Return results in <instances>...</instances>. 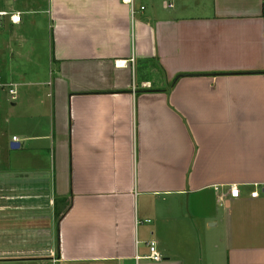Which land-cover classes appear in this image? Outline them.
Wrapping results in <instances>:
<instances>
[{"label": "crops", "instance_id": "crops-1", "mask_svg": "<svg viewBox=\"0 0 264 264\" xmlns=\"http://www.w3.org/2000/svg\"><path fill=\"white\" fill-rule=\"evenodd\" d=\"M38 8L0 7V60L46 59L51 100L0 170V264H264V0Z\"/></svg>", "mask_w": 264, "mask_h": 264}, {"label": "rangeland", "instance_id": "rangeland-1", "mask_svg": "<svg viewBox=\"0 0 264 264\" xmlns=\"http://www.w3.org/2000/svg\"><path fill=\"white\" fill-rule=\"evenodd\" d=\"M9 2L10 0H0V7L3 6L5 8L22 10L27 0H15V3L12 5V7H10ZM48 3L49 0H39L40 8L37 10H40V12L34 16L35 19L41 22L44 26L48 24L49 17L48 14L45 11L42 12V10L48 8ZM28 32L31 35L32 30H28ZM2 56L5 55L3 54ZM37 62L39 63L37 64ZM10 72H25L22 74L24 75L22 76L23 79L22 77L19 79L21 80L20 82H25H23L22 85L14 87L17 90V99L15 101L12 99L11 94L8 91L9 88H2L0 86V170H5L7 168L10 170L11 163L13 165L15 164L16 166V161L27 159V157H25L26 154L23 153V149L27 147V142L25 140L22 141L21 148L18 149H12L11 143H7L8 141H12V137L15 134L20 135L21 130L33 133V125L35 124V126H37L36 120L39 122V133L46 131L49 126V117L47 116L49 114V104L51 100L47 93L49 92L50 88L46 86H37L36 84L32 87L29 84L33 82V80L35 81L37 79L49 80L48 61L46 59L32 61L17 59L9 60L5 57L4 59L0 60V78L1 75L5 76ZM4 76V81L8 80L7 77ZM14 80L15 82H18V79ZM14 103L17 105L14 106ZM1 178L2 175H0V179ZM7 219H13L15 221L14 218ZM3 264H22V262L17 260H9Z\"/></svg>", "mask_w": 264, "mask_h": 264}, {"label": "built area", "instance_id": "built-area-1", "mask_svg": "<svg viewBox=\"0 0 264 264\" xmlns=\"http://www.w3.org/2000/svg\"><path fill=\"white\" fill-rule=\"evenodd\" d=\"M123 1H124L125 3L130 4L132 7H134V2H135V0H123ZM170 6H172V5L170 4ZM143 8H144V7H142V9H143ZM0 14H7V13H6V12H5V13H1V12H0ZM11 20H12L13 22H15V23L20 22V20H21V14H20V13L12 14V15H11ZM9 92H10V94H11L12 99L15 100V99H16V95H17V90H16L15 88H10V89H9ZM13 141L18 142L19 139H18L16 136H14V137H13ZM240 195H241V189L239 188V186H237V185H233V186L231 187V190H230V196H231L232 198H239ZM258 196H259V191H258V189H255V190L251 193V197L256 198V197H258ZM149 247H150V254H149L147 257L150 258V259H152V260H155V261H159V260H161V259H162V255H161L160 252L157 250V248H156V243L153 242V241L150 242V243H149Z\"/></svg>", "mask_w": 264, "mask_h": 264}, {"label": "water", "instance_id": "water-1", "mask_svg": "<svg viewBox=\"0 0 264 264\" xmlns=\"http://www.w3.org/2000/svg\"><path fill=\"white\" fill-rule=\"evenodd\" d=\"M20 147V143L19 142H11V148L12 149H18Z\"/></svg>", "mask_w": 264, "mask_h": 264}, {"label": "trees", "instance_id": "trees-1", "mask_svg": "<svg viewBox=\"0 0 264 264\" xmlns=\"http://www.w3.org/2000/svg\"><path fill=\"white\" fill-rule=\"evenodd\" d=\"M60 217V215H58V218Z\"/></svg>", "mask_w": 264, "mask_h": 264}]
</instances>
